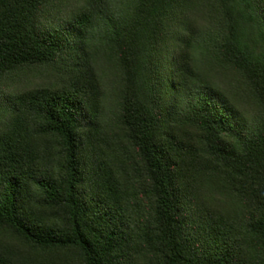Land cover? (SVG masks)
Wrapping results in <instances>:
<instances>
[{"label": "trees", "instance_id": "16d2710c", "mask_svg": "<svg viewBox=\"0 0 264 264\" xmlns=\"http://www.w3.org/2000/svg\"><path fill=\"white\" fill-rule=\"evenodd\" d=\"M0 264H264V0H0Z\"/></svg>", "mask_w": 264, "mask_h": 264}]
</instances>
